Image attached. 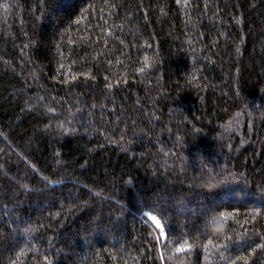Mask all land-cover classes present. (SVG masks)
<instances>
[{
	"label": "trees",
	"instance_id": "1",
	"mask_svg": "<svg viewBox=\"0 0 264 264\" xmlns=\"http://www.w3.org/2000/svg\"><path fill=\"white\" fill-rule=\"evenodd\" d=\"M0 264H264V0H0Z\"/></svg>",
	"mask_w": 264,
	"mask_h": 264
},
{
	"label": "rangeland",
	"instance_id": "2",
	"mask_svg": "<svg viewBox=\"0 0 264 264\" xmlns=\"http://www.w3.org/2000/svg\"><path fill=\"white\" fill-rule=\"evenodd\" d=\"M147 214V216H148V218L153 222V225L155 226V228H156V230L154 229V232H155V237H156V241H157V243H158V240H159V237H163V231H162V226H161V224H160V222L159 223H157L156 221H154V220H152L151 219V217H153V215L152 214H150V213H146ZM156 220L158 221V219L156 218ZM153 226V227H154ZM158 248V251H159V255H160V248H159V246L157 247ZM161 257V256H160ZM161 261H162V257H161Z\"/></svg>",
	"mask_w": 264,
	"mask_h": 264
},
{
	"label": "snow or ice",
	"instance_id": "3",
	"mask_svg": "<svg viewBox=\"0 0 264 264\" xmlns=\"http://www.w3.org/2000/svg\"><path fill=\"white\" fill-rule=\"evenodd\" d=\"M151 219L154 220V221H156L157 223H159V221L156 220V217L155 216L151 217Z\"/></svg>",
	"mask_w": 264,
	"mask_h": 264
}]
</instances>
